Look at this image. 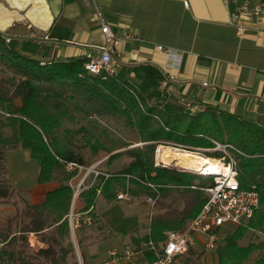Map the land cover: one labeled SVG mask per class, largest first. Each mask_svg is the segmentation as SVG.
Wrapping results in <instances>:
<instances>
[{"label": "trees", "instance_id": "16d2710c", "mask_svg": "<svg viewBox=\"0 0 264 264\" xmlns=\"http://www.w3.org/2000/svg\"><path fill=\"white\" fill-rule=\"evenodd\" d=\"M70 37L71 30L63 25H54L42 37L0 31V60L7 67L0 74V171L6 150L21 148L40 165L39 185L58 183L42 201H25L22 207L14 204L15 212L0 219V264H80L68 218L73 202L69 180L77 172H68L66 165L86 164L72 138H63L61 130L71 133L66 121L105 115L123 119L143 145L86 138L94 155L109 154L107 165L123 157L128 161L118 171L102 170L108 176L99 175L80 193L79 211L96 205L98 196L118 200L120 192L132 199H152L156 209L145 234L119 232L130 235V246L137 251L122 264L155 261L149 243L159 246L169 231L184 230L206 202L203 188L214 183L212 177L156 165L157 147L173 143L212 149L214 141L241 151H232L240 184L255 186L260 193L253 218L222 237L215 252L217 264H264V252L250 263L257 250L264 251V240L256 242L249 235L250 229L264 232V127L210 104L188 109L187 103L168 92L170 75L152 62L117 63L113 75L91 74L85 57H60L49 44ZM81 130L88 135L87 127ZM207 156L223 154L216 151ZM14 194L12 184L0 182V200L8 202ZM32 233L42 247H31ZM77 242L82 264H103L87 258L80 233ZM188 255L186 264H204L202 252L191 248Z\"/></svg>", "mask_w": 264, "mask_h": 264}, {"label": "crops", "instance_id": "0c3cea01", "mask_svg": "<svg viewBox=\"0 0 264 264\" xmlns=\"http://www.w3.org/2000/svg\"><path fill=\"white\" fill-rule=\"evenodd\" d=\"M96 1L119 34L133 33L140 38L122 41L115 64L152 62L170 75L168 92L185 103L195 108L210 104L264 127V18L240 19L247 25L240 34L239 21L232 15L235 5L230 0ZM19 2L33 3L37 14L43 16V10H48L43 6L46 0ZM7 19L0 16V20ZM54 25L71 30L69 40L49 41L55 49L61 48L60 53L55 50L60 57H85L93 46L102 43L95 5L87 6L84 0H63ZM158 45L182 55L180 69L168 67L169 58L156 48ZM52 185L56 184L41 186ZM195 250L202 252L196 246Z\"/></svg>", "mask_w": 264, "mask_h": 264}, {"label": "rangeland", "instance_id": "374dc122", "mask_svg": "<svg viewBox=\"0 0 264 264\" xmlns=\"http://www.w3.org/2000/svg\"><path fill=\"white\" fill-rule=\"evenodd\" d=\"M9 4L10 3H8L7 0H4V2L0 0V8H5L8 12L14 13L16 16L17 14H19L18 16L20 17L17 19H13L10 28L7 30L10 32V34L31 37L43 36L44 32L41 29L43 28L41 22L45 20L44 17L39 16L37 18H33L32 16L30 17L32 18L31 23L30 18H27V14L24 9L21 8V10L15 11L14 9H11L9 7ZM62 17L63 16H61V23L63 22ZM0 30L2 29L0 28ZM55 50L58 53L61 52V48H56ZM3 70H7V67L0 60V74ZM65 126L71 130V133L67 134V132L62 129V137L66 138L68 135V137L72 138L76 152L83 157L86 164V169H84L82 172L76 171L77 173L74 174L77 176L73 182L74 185L78 184L86 176L88 170L93 168L94 166H96L100 171L110 170L111 172H114L120 170L128 161L126 157H123L119 160H116L112 165H107L106 160L109 158V154H107V152L105 151H101L97 155H94L91 148L86 145V138L91 139L93 142L96 141L97 138H99L101 141L122 140L126 143H129L131 145L130 147L143 145V143L138 142L139 139L137 133L134 132V130H132L130 127H128L123 119L112 115L94 116L90 119H81V117H78L74 121H66ZM83 126L87 127L89 132L88 135L85 131L81 130ZM175 150L176 148L172 145H159L155 153V164L158 158L159 160L164 161V154L168 153L169 151H172L175 154ZM216 151L217 150H214L212 148L203 149V151L186 149V151L184 152L198 154L207 158V153ZM230 153L232 154V152ZM176 156L178 157V155ZM5 157L6 161L4 163L2 171H0V182L5 181L12 184L15 189V194L12 198L9 199L8 202L0 200V219L7 217L15 212L16 207L14 204H18V206L22 207L24 206L25 201L40 202L43 199L48 188H52L53 186L58 185V183H53L56 185L48 187L38 184L40 165L36 160L31 158L29 151L21 148L7 149ZM208 158H212L214 160L218 159L219 157ZM174 164L175 162L169 167L174 166ZM94 178L95 174L91 172L87 176L85 184L89 185L93 181H96ZM74 193L75 191L73 189V195ZM80 193L77 194L74 200L75 208L77 210H79L80 208ZM96 207L99 213V219L91 225H85L80 229L75 230L74 238L72 236V240L74 242L75 249L77 247L79 254H81L77 242V235L78 233H80L84 238L85 251L88 257L91 258L93 256L94 258H96V260L102 262L107 259L108 251L110 249L117 248L119 250H123L126 246H130V235H123L119 232L128 233L136 230L137 232L135 234H145L149 229L150 218L156 212L155 204L151 203L150 199L108 201L103 196H98ZM235 228L236 226L233 225H225L220 230L221 237L232 233ZM249 235H253V238H256V242H261L263 240L260 231L258 230L250 229ZM161 247L162 243L159 246L156 245L157 249H160ZM196 247L202 251L204 250L203 246L198 243H196ZM263 252V250H257L252 256L250 263H252ZM136 255L137 251L135 256ZM135 256H133V258ZM188 256L189 255H187V257ZM205 260L206 264H217L216 253L214 251H206L205 259L203 258V262Z\"/></svg>", "mask_w": 264, "mask_h": 264}, {"label": "built area", "instance_id": "2783aa9c", "mask_svg": "<svg viewBox=\"0 0 264 264\" xmlns=\"http://www.w3.org/2000/svg\"><path fill=\"white\" fill-rule=\"evenodd\" d=\"M235 5V10L232 13L233 18L237 22L242 18H264V0H230ZM87 6L95 5V20L102 34V43L93 46V50H89L85 54V68L91 74H106L113 75L116 73L115 53L123 40H139L140 38L133 33L125 35L119 34L113 24L108 20L105 13L97 4L96 0H84ZM188 5V2H185ZM239 33L243 34L247 25L237 23ZM47 38V37H46ZM159 51H163L169 58L168 67L171 69H180L183 57L176 50L165 48L162 45L156 46ZM207 85V83H204ZM187 108L194 111L190 104ZM214 150L220 151L223 156L215 159L224 166L223 172L220 174H210L207 170H187L200 176L212 177L214 183L211 186L203 188L206 194V202L200 212L188 223L184 230L169 231L166 239L162 243L160 249L156 248L154 243H149L148 248L156 254V259L151 264H186L185 260L190 249H195L197 241H201L204 250L202 251L205 259L206 251L216 252L221 243L220 230L225 225L241 226L245 225L253 218L255 211L260 206V193L255 186L243 188L238 179V171L236 161L230 153L235 151L241 153L239 149L231 144H222L214 141ZM178 150L191 149L203 151L204 148H189L178 144L169 143ZM161 160H156V165L160 164ZM68 172L79 171L86 169L84 166L76 163H68L66 165ZM95 174V180L101 174H105L98 170L96 166L89 169L86 176L76 185L73 184L76 175H73L69 180V185L74 189L73 202L68 214L71 233L80 229L82 226L91 225L99 219V213L96 205H92L85 211H79L75 208L74 200L80 192L92 186L95 181L89 185L86 183V178L90 173ZM108 176V174H105ZM118 200L131 201L132 197L127 192H120L117 195ZM151 203H154L150 199ZM264 240V232L260 231ZM37 236L30 234L29 241L32 248L37 249L42 247L36 241ZM136 251L131 246H126L123 250L112 248L108 251V257L103 264H122L130 261L135 256ZM206 264V260L204 261Z\"/></svg>", "mask_w": 264, "mask_h": 264}, {"label": "bare ground", "instance_id": "6f19581e", "mask_svg": "<svg viewBox=\"0 0 264 264\" xmlns=\"http://www.w3.org/2000/svg\"><path fill=\"white\" fill-rule=\"evenodd\" d=\"M19 1L20 0H11L10 4L13 6L20 5L22 7H24L26 4L32 5L33 6L32 7L33 9H31L32 11H29V13L27 14L29 17H32L31 13H39L38 11H36V8H35L33 3H31V2H26V3L22 2L21 3ZM43 4H45V3H43ZM43 6H47V4H45ZM43 11H44V16L43 15L42 16L45 18V20H43L41 22V24L44 27V26H47L52 21L53 16L49 12V9L43 10ZM8 13H10V12H8ZM10 15H13V17L16 19L20 18L18 16L19 14H17L18 17L14 13H10ZM28 16H27V18H28ZM14 18L7 19L5 21H0V28L5 29L8 26H11V23H12ZM158 150H159V148H158ZM175 152L176 153L174 154L172 151H169L168 153L164 154V161H162V160L161 161L167 165H171L175 162L174 165H176V166L179 165V166L184 167L187 170H192V171H194V170H207V172L209 171L210 174H220L224 170V166L220 162L216 161L215 159L213 160L212 158H208V157L206 158V157H203V156L198 155V154H194V153H190V152H184V150L182 151V150L176 149ZM182 154H184V155H182ZM176 155H178V157ZM157 156H158V154H157Z\"/></svg>", "mask_w": 264, "mask_h": 264}, {"label": "water", "instance_id": "95a60500", "mask_svg": "<svg viewBox=\"0 0 264 264\" xmlns=\"http://www.w3.org/2000/svg\"><path fill=\"white\" fill-rule=\"evenodd\" d=\"M2 1L4 2V0H2ZM46 4L48 6L49 12L52 14L53 17H52V21L47 26H44L43 28H41L42 31L44 32L43 36L47 35L48 31L52 28L54 21L60 16V14L62 12V8H63V0H46ZM9 5H10L9 7L11 9H14L15 11L21 10V8L24 9L26 14H28V12L31 11V9H32V5H30V4H26L24 7L13 6L11 4H9ZM39 16H41V15H39L37 13H34L33 18L34 17L37 18ZM28 18H30V17L28 16ZM31 19L32 18H30V22H31ZM9 28H10V26L8 28L2 29L0 31L4 32V31H7ZM158 166L169 167L171 165H167L164 162H161L160 164H158ZM169 168H175V169H179V170L185 169L182 166H176V165H174L172 167H169ZM72 236L74 238V234L73 233H72ZM76 251H77V254H78V257H79V262H80V264H82L81 263L80 254H79V251H78L77 247H76Z\"/></svg>", "mask_w": 264, "mask_h": 264}, {"label": "flooded vegetation", "instance_id": "af4514ba", "mask_svg": "<svg viewBox=\"0 0 264 264\" xmlns=\"http://www.w3.org/2000/svg\"><path fill=\"white\" fill-rule=\"evenodd\" d=\"M39 15H41L40 17H43L42 14H39ZM0 16H6V17L8 16L9 19L14 18L13 15H10V13H8L5 8H0ZM32 16H33V14H32Z\"/></svg>", "mask_w": 264, "mask_h": 264}]
</instances>
